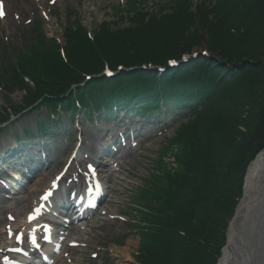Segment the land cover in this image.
<instances>
[{"label": "trees", "instance_id": "trees-1", "mask_svg": "<svg viewBox=\"0 0 264 264\" xmlns=\"http://www.w3.org/2000/svg\"><path fill=\"white\" fill-rule=\"evenodd\" d=\"M233 9L236 10L232 14L231 29L236 31L235 35L229 42L215 41L211 46L217 59L222 62L212 63L213 73L210 80L215 81L221 77L220 84L226 82L224 87L227 93L224 99L230 111L228 114L227 111L217 114L218 122L226 114L217 125V129L224 133L213 142L207 162L209 166L223 170L221 175H224L225 181L221 182L218 178L211 183L209 189L203 190V196L207 199L206 204H209V207L203 203L195 210L192 208L194 215L201 219L198 229L191 234L192 242L200 241L204 246L197 245L194 253L184 254L180 264L212 263L208 258L207 249L217 253V245L222 241L226 227L225 220L235 204L234 197L239 196L237 192L235 195H228L232 182L235 184L241 182L247 163L261 149L264 141V0H239ZM136 20L143 24L140 15H137ZM186 20L187 16L179 9L175 11L173 19L166 23ZM66 36L69 64H64L57 53L51 58H45L42 56L45 52H40L38 56L26 60L30 76H37L38 80L45 76L49 83L53 79L60 78L76 80L78 73L86 71L92 64H95V68H100L104 60H109L110 65L114 66L121 62L122 57L127 58L131 56L130 54L143 52V49L152 51L150 54H153L155 59L177 55L181 44L192 38L180 42L181 32H176L172 37V39L177 38L174 45L167 44V36L162 48L159 41L152 39L147 40L149 44L138 45L140 36L152 37V29L147 26L142 31L133 30L129 34L131 44L119 43L126 42L124 40L126 38L111 39L119 42L109 44L107 31L103 29L97 40L98 50L88 43L84 29L79 26L73 32L68 31ZM120 53L124 55L121 56ZM36 57L41 58L45 64L40 71ZM148 57L137 56L140 60ZM243 59L251 63L245 62L239 66ZM252 124L251 129L249 126ZM238 127H244L246 132H241ZM239 189L240 185L237 187V190ZM192 217L188 216V222Z\"/></svg>", "mask_w": 264, "mask_h": 264}, {"label": "rangeland", "instance_id": "rangeland-1", "mask_svg": "<svg viewBox=\"0 0 264 264\" xmlns=\"http://www.w3.org/2000/svg\"><path fill=\"white\" fill-rule=\"evenodd\" d=\"M18 1V0H17ZM120 0H63L58 4V7L55 8L56 15L59 16L58 24L56 23L55 19L53 20V23H47V26L45 25V31L50 35L53 32L55 35L59 36V24L64 23V17H62V13L64 12V9L67 7H73L76 9L78 15H80L83 25L86 27L93 25H98L100 22H112V10L111 7L116 8L118 4H121L119 2ZM166 0H147V2L144 3L145 6L148 8H155V6L159 5L161 2H164ZM10 6L13 9H17V5L13 3L10 0ZM121 6V5H120ZM156 10V9H155ZM61 13V14H60ZM95 24V25H94ZM89 28V27H88ZM1 30L2 32H6L7 34H10L11 36H15L16 42H19L20 40V32L23 30H20L19 28H16L15 24L10 20L8 24H1ZM176 37L173 39H168L167 44H175ZM15 41V40H14ZM175 41V42H174ZM178 125H175L171 127L170 131L164 138H172L175 134L176 127ZM163 137L160 139L154 140L150 144V148L153 149L150 152L147 151H139L138 152V158L129 161V165L126 167V171L120 178L125 177L127 175V172L134 171L139 172L140 175L143 177L148 176V173L151 171V168L155 165L154 161L158 159V150H160L165 145V139ZM157 161V160H156ZM154 164V165H153ZM131 178V177H130ZM135 181H137L139 184L141 182L140 178L132 177ZM142 179V178H141ZM113 187L116 188L117 192L115 191L112 195V197H115V199L125 200L130 196V185L127 183V181H118V184H113ZM122 192V196H119V193ZM126 195V196H124ZM20 201H23L26 197V193H23V195L20 196ZM29 197V196H28ZM111 197V199H112ZM12 209L15 210L16 213L21 212V217H24L25 213L22 212V210H25L24 206L22 204H18V202H10L7 204ZM24 205L29 208V202L27 201ZM113 209H116V212H124L125 211V205L120 207H113ZM117 230L107 231L105 229H102L101 235H103V239H110L111 244L114 242V238L117 236ZM137 243L133 238H130L128 241H126L123 249H127L125 253L129 252L130 255H133L136 251ZM116 249L113 247L114 254L122 253L121 250L123 249ZM116 249V250H115ZM88 256H76L75 260H73L72 264H100V261L98 262H89L87 260ZM111 264H128V263H122L121 261L117 260L116 258L111 262Z\"/></svg>", "mask_w": 264, "mask_h": 264}, {"label": "bare ground", "instance_id": "bare-ground-1", "mask_svg": "<svg viewBox=\"0 0 264 264\" xmlns=\"http://www.w3.org/2000/svg\"><path fill=\"white\" fill-rule=\"evenodd\" d=\"M166 41V36L160 35V43ZM245 183L248 189V198L253 200L256 195L261 199L256 203H264V149L262 153L249 166ZM32 189V187H31ZM220 264H238L232 257L231 253H227L224 260Z\"/></svg>", "mask_w": 264, "mask_h": 264}, {"label": "water", "instance_id": "water-1", "mask_svg": "<svg viewBox=\"0 0 264 264\" xmlns=\"http://www.w3.org/2000/svg\"><path fill=\"white\" fill-rule=\"evenodd\" d=\"M246 230H248V241L253 246V255L262 254L264 252V207L258 212L255 223L247 227ZM247 264L249 263L247 262Z\"/></svg>", "mask_w": 264, "mask_h": 264}, {"label": "snow or ice", "instance_id": "snow-or-ice-1", "mask_svg": "<svg viewBox=\"0 0 264 264\" xmlns=\"http://www.w3.org/2000/svg\"><path fill=\"white\" fill-rule=\"evenodd\" d=\"M52 2H55V0H52ZM5 16V12H4V5H3V0H0V18H3ZM174 63V61L172 62ZM111 73L109 72V75ZM50 194V193H49ZM45 199L47 198V194L46 196L44 197ZM33 217H30V219H32ZM47 238V237H46ZM34 239H33V243H34Z\"/></svg>", "mask_w": 264, "mask_h": 264}]
</instances>
